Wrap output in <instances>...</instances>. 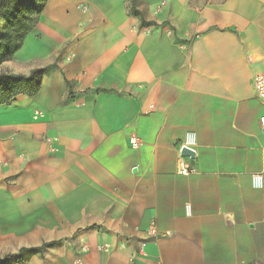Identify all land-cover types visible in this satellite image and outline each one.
<instances>
[{"label":"crops","instance_id":"1","mask_svg":"<svg viewBox=\"0 0 264 264\" xmlns=\"http://www.w3.org/2000/svg\"><path fill=\"white\" fill-rule=\"evenodd\" d=\"M137 8L143 24L126 0H48L15 52L16 73L54 67L36 93L0 105V193L13 211L0 256L50 243L19 257L264 264V104L253 87L264 0ZM187 131L197 171L185 176Z\"/></svg>","mask_w":264,"mask_h":264},{"label":"trees","instance_id":"2","mask_svg":"<svg viewBox=\"0 0 264 264\" xmlns=\"http://www.w3.org/2000/svg\"><path fill=\"white\" fill-rule=\"evenodd\" d=\"M48 0H0V20L6 24L2 34L4 40L3 57L13 56L20 48L23 39L36 27L39 16L43 12ZM128 11L136 15L140 24L145 21L141 11L137 8L138 0H126ZM54 65H46L30 70L28 74L11 71H0V105H10L18 95H32L39 89V79L47 74ZM50 243H43L39 247L20 248L16 253L0 257V264L6 263V258H19L21 252L40 250Z\"/></svg>","mask_w":264,"mask_h":264},{"label":"built area","instance_id":"3","mask_svg":"<svg viewBox=\"0 0 264 264\" xmlns=\"http://www.w3.org/2000/svg\"><path fill=\"white\" fill-rule=\"evenodd\" d=\"M253 87L256 93V96L258 99L264 104V72H259L254 75L253 77ZM258 124L261 130L264 131V113L261 114L258 118ZM132 143L133 140H131ZM195 146H196V139L195 134L192 131H187L184 135L183 141L180 145V149L182 147H185L189 150H192L195 152ZM191 159L188 156H182L179 154L178 157V165H177V171L181 175H191L196 173L197 169L195 166L190 165L187 160ZM251 184L254 188H260L262 186V178L259 174H254L251 176ZM186 208H188V205H186ZM152 236H158V233L151 230L150 231ZM143 245V243H142Z\"/></svg>","mask_w":264,"mask_h":264},{"label":"rangeland","instance_id":"4","mask_svg":"<svg viewBox=\"0 0 264 264\" xmlns=\"http://www.w3.org/2000/svg\"><path fill=\"white\" fill-rule=\"evenodd\" d=\"M126 3L128 6L129 3L128 2H126ZM5 27H6L5 22L0 20V55L4 54V40L2 39L3 38L2 34H4V32H5ZM13 56H11V55L7 56L6 55V57H3V60L0 62V71L15 72V68H14L15 64H14V62H12ZM3 197H4V193H0V223H1L0 224V250L2 249V247H1L2 241L1 240H3L5 238V236L11 235L8 233L11 232L9 230L12 229V226L5 225L4 222H6L7 219H10L13 216V211L10 210L9 208H7L8 204L4 201ZM6 247H4V248H6ZM8 254H11V253L10 252L4 253L0 257H2L4 255H8ZM26 261H27V257H21V258L20 257L19 258L8 257V258H6L5 264H25Z\"/></svg>","mask_w":264,"mask_h":264},{"label":"water","instance_id":"5","mask_svg":"<svg viewBox=\"0 0 264 264\" xmlns=\"http://www.w3.org/2000/svg\"><path fill=\"white\" fill-rule=\"evenodd\" d=\"M180 154H181L182 156H188V157H190V158H194V156H195V152H194V151L189 150V149H187V148H185V147H182V148L180 149Z\"/></svg>","mask_w":264,"mask_h":264}]
</instances>
